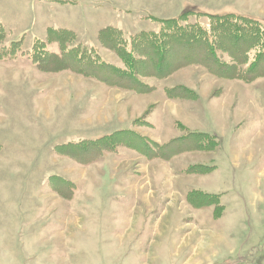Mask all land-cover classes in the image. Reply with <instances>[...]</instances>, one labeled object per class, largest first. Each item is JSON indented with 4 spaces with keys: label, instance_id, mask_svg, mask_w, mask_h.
Instances as JSON below:
<instances>
[{
    "label": "rangeland",
    "instance_id": "374dc122",
    "mask_svg": "<svg viewBox=\"0 0 264 264\" xmlns=\"http://www.w3.org/2000/svg\"><path fill=\"white\" fill-rule=\"evenodd\" d=\"M258 1L0 0V21L13 31L7 48L66 26L71 45L120 63L100 28L129 35L186 10L254 14L246 3ZM18 55L0 60V264H264V77L245 83L191 64L138 94ZM177 84L197 97L169 99L164 88ZM134 120L150 142L110 148L108 134ZM192 135L205 149L144 153ZM188 189L202 191L200 204L217 199L219 215L216 204L195 213Z\"/></svg>",
    "mask_w": 264,
    "mask_h": 264
},
{
    "label": "trees",
    "instance_id": "16d2710c",
    "mask_svg": "<svg viewBox=\"0 0 264 264\" xmlns=\"http://www.w3.org/2000/svg\"><path fill=\"white\" fill-rule=\"evenodd\" d=\"M156 21L157 29H141L129 35L116 26H107L98 32L101 48L117 57L120 63L105 60L99 52L92 55L93 47L71 45L76 32L68 28L50 27L44 38H33L29 49L22 47L26 43L23 36L9 42L7 48L5 42L12 32L0 22V60L16 58L20 54L44 72L71 71L138 94H148L156 88L151 79H165L174 71L191 64L203 65L216 76L245 83L264 77V20L238 12L186 10L177 17ZM13 44H17L16 47ZM164 91L173 100L197 97L193 90L180 84L165 87ZM141 122L134 120L131 126L124 127L122 131L108 134L109 147L114 141L120 144L126 141L129 145L139 142L141 150V142H150L148 137L132 128V125ZM198 139L195 135L186 136L164 146L154 141V151L144 153L148 158L167 159L180 149H205L202 140L197 144ZM145 143L142 146H146ZM199 168L193 166L187 171L198 172ZM193 191L195 194H190L189 199L195 206L216 204V211L223 208L217 199H208L206 204H200L202 200L197 195L202 191Z\"/></svg>",
    "mask_w": 264,
    "mask_h": 264
},
{
    "label": "crops",
    "instance_id": "0c3cea01",
    "mask_svg": "<svg viewBox=\"0 0 264 264\" xmlns=\"http://www.w3.org/2000/svg\"><path fill=\"white\" fill-rule=\"evenodd\" d=\"M59 1H62V0H59ZM246 1V0H245ZM242 7L240 6V9H241ZM245 9H246V11L247 12H252V11H254V14H250V13H241V12H238V13H241V14H246V15H249V16H253V17H256V18H260V19H262V20H264V0H260V1H258V2H254L253 4H248V3H246V7H245ZM46 12H47V10L46 9H44L43 8V13L42 14H46ZM1 22V21H0ZM3 23V22H2ZM4 24V23H3ZM107 26H116V25H112V24H110V25H107ZM107 26H104V27H107ZM45 27V25H41L40 26V31L41 30H43V28ZM50 27H56V26H49V27H45L44 28V30L43 31H45L46 30V32H47V30L50 28ZM104 27H102V28H104ZM116 27H118V26H116ZM56 28H68V29H72V30H74L75 32H76V30L75 29H73V28H69V27H66V26H58V27H56ZM102 28H100L99 29V31L102 29ZM120 28V27H119ZM24 29H26V28H24ZM122 29V28H121ZM123 30V29H122ZM11 32H13L12 30H10ZM20 32H17V33H15L16 35H21L22 33H26V30H23V28H22V30L20 29L19 30ZM98 31V32H99ZM45 32V33H46ZM77 33V32H76ZM43 35H44V32L42 33V36H40V38H42L43 37ZM35 37H38L37 35H35ZM34 37V38H35ZM0 63H2V62H0ZM4 64H6V63H4ZM189 191L191 190V189H188ZM194 189H192L191 191H193ZM188 203L189 202H192V201H187ZM193 203V202H192ZM189 205L192 207V209L193 210H195V213H197V211L198 210H200V209H203V207H206V206H202V207H200V206H192L190 203H189ZM211 206H213V204H211ZM208 207V206H207ZM195 215V214H194ZM196 216V215H195ZM192 219V217L191 218H187V220H191Z\"/></svg>",
    "mask_w": 264,
    "mask_h": 264
}]
</instances>
